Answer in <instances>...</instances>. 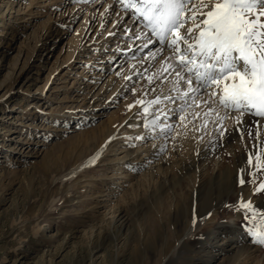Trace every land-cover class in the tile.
Segmentation results:
<instances>
[{
	"label": "rangeland",
	"instance_id": "rangeland-1",
	"mask_svg": "<svg viewBox=\"0 0 264 264\" xmlns=\"http://www.w3.org/2000/svg\"><path fill=\"white\" fill-rule=\"evenodd\" d=\"M57 5L64 3L0 0V264H264V248L245 249L250 227L264 231V189L254 191L264 172L251 182L245 172L247 193L234 198L252 199L255 215L239 204L221 218L218 200L197 214L195 204L201 205L204 194H193L202 180L211 187L220 173L235 188L249 156L264 164L252 121L242 128L252 138L244 131L242 147L224 150L219 161L207 164L204 177L196 171L199 151L193 145L179 148L182 157L170 154L169 164L153 162L158 168L153 175L143 168L129 180L121 177L128 171L113 164V149L134 128L127 117L134 108L141 107L139 119L156 112L146 103L157 93L150 91L155 79L130 82L122 76L109 82L110 73L98 76L95 66L78 68L89 59L80 49L87 9L75 17V10L70 14L75 3L66 11ZM111 19L105 20V30ZM106 57L93 64H108ZM119 90H125L122 96L114 95ZM81 112L86 118L68 126L72 117L64 115ZM185 126L181 140L187 143L202 144L214 132ZM237 134L225 132V141ZM110 135L115 139L108 148ZM111 188L119 191L118 200L101 206L99 195ZM114 209L123 210L124 222L111 217ZM241 234L247 235L243 241L228 246Z\"/></svg>",
	"mask_w": 264,
	"mask_h": 264
},
{
	"label": "bare ground",
	"instance_id": "bare-ground-1",
	"mask_svg": "<svg viewBox=\"0 0 264 264\" xmlns=\"http://www.w3.org/2000/svg\"><path fill=\"white\" fill-rule=\"evenodd\" d=\"M58 2L59 3L63 2L64 5L63 6L57 5L56 8L57 9L65 8V11L67 9V5L69 2L75 3V5L72 6L70 11L71 14L73 13L72 11L75 10V17L80 16L82 12L85 9H87L86 10L87 20H86V26L84 28L85 32L83 33L84 36L82 35L83 37L80 43V49L88 54L86 56H88L89 59L87 61H84V64L78 65V68L82 67L83 70L85 71L88 70V68H90L89 66L91 67L95 66V68L97 69L98 76H105L106 74L110 73V78L108 80L109 82L110 81L112 82L114 79L122 76L128 81L130 80V82H135L136 79H138L139 77L143 79L145 77L152 76V78L155 79V80L153 79L154 87L151 86L152 88H150V91L152 93L157 91V93L154 96H152V98L148 100L146 103L153 104V108L156 109V112L150 117L149 114L148 116L144 117V119L143 118L141 119L140 117L141 119L140 120L138 117V113L139 110H141V107L134 108L132 112H130L127 116L129 123L132 124L134 128L124 133V137H122L121 139L122 141L117 143L115 147L112 146L114 147L113 152L111 148L112 156L114 157L112 159L113 164L118 165L120 163L122 164L121 169L124 168V171L125 170L128 171V174H126L127 173L126 172L121 177H125V179L129 180L130 178L133 177V175H135L134 172L142 170L143 168H146L149 176L150 174L153 175L157 173L158 170V168H156L157 165H153V162L157 163L161 161L162 163H167L170 160H172L171 158L173 156L170 157V154L176 155V157L178 156L182 157L179 148L181 149L183 146L191 147L192 145L194 146V148L196 147L197 151H199L198 155H196L194 158L196 163V171L199 170V172L204 177L206 174V168H208L207 164H209L210 162H214L216 160L219 161L221 159V155H222L221 153L224 150L225 151L228 149L233 150L235 148V144H239V149L240 146L242 147L240 143L241 142L240 140L242 139L241 134L234 135L232 137V140L230 141H225L224 137L220 138L218 136V130L214 124V121L217 119L216 114L215 113L207 114L208 109L203 103L194 104L191 98H187V99L184 98L183 87H180L178 89L177 86H175L174 83L175 73L171 71V69H169V71H164V68L167 67V62L163 60V56L161 54H157V49L161 47L160 43H157L156 38L153 36L152 37L153 43L148 44L147 47H145V44L147 43V38L144 35V32H147V29H144L143 32L141 31V29L143 28V22L142 20H140L139 17H137L134 14L132 9L126 10L125 6L121 4L120 0H70V1L58 0ZM110 16H112V19L109 21L110 24L108 28L105 30L103 28L104 22ZM28 17L29 16H27V18ZM66 24H68V22H66ZM62 32H66V31H62ZM150 53L152 55H150ZM163 55H169L168 51L165 50ZM105 56H107L106 58H108V60L110 61L108 64H104V63L99 65L93 64L96 57L100 58V61L102 62L105 59ZM90 70H94V69L91 68ZM79 74H82L81 70ZM87 75L88 74H86V76ZM125 90L123 91L119 90L118 92H115L114 95L122 96ZM182 108H183V112H181ZM82 112L78 115H75V117L73 115H67V114L64 115L66 119H69V116L72 117L69 120H67L68 126H70L71 122L74 123L75 120L77 119H80L82 117L85 119L86 116ZM181 115L184 116L183 120H181L180 118ZM230 115L237 116L238 114L231 113ZM84 119L82 122H85ZM145 120H147V125H148L147 127L145 126ZM242 121H243L242 128L248 125L247 123L252 121V125L255 127L257 131V143L258 144L263 143L262 151L264 152V117H258L254 113H251L244 115L242 117ZM235 123L236 122L230 118L225 122V125L230 130L233 129ZM153 124H155L156 126V131L152 133L151 136H149V132L151 131V126ZM163 125L171 126L170 130L167 131L166 135L160 131ZM184 125H186L185 128L186 127L188 128L190 126V130L205 126L206 128H213L214 132L208 131L210 135L207 138V140L203 141L202 144H199L198 141H196V143H193L194 141L192 142L188 141L187 143L186 139L185 141L181 140V136H182L181 132L184 131ZM196 125L197 127H195ZM60 130L68 131L69 128L62 127ZM241 133H243L242 140H245L246 132H244L242 129ZM145 136H148V139H141V137H145ZM114 137H115L114 135H110L105 140L107 141V143L104 146L110 144L109 142L111 141L113 142ZM132 147H134V150L133 152H130L129 150ZM168 148H170L169 151L168 152L165 151ZM172 149L175 150L177 149V151L172 152L171 151ZM254 159L250 164L251 167L248 163V165L245 166L243 169V174L242 175L239 174L240 176H238V179L236 178L237 182L235 188H231L232 187L231 180L226 178L224 175H222V173L218 175V179L216 181H213L211 183V187H209V184L206 183L207 181H205V179L202 180L203 183H200V186H198L197 191H194L193 193V194L196 193L197 195L204 194L202 201L200 203L201 205H199V202L195 204L196 213L198 214V212L199 213L202 212L201 210L205 209V207H208L211 204H214V202L218 200L221 203L218 207L217 213L220 214L219 216H221L222 218L224 217L223 212L226 211L229 212V210L231 209L233 210L234 209L233 207L238 206L239 204L241 205V203H245V202L252 203V199L249 200V198H244V199L243 197L242 198L238 197L237 199L234 198L236 194L242 193L247 188L244 184H240L239 182L240 179H244L243 175L245 172L251 175V177H248L250 182L255 178V175L264 172V164L259 163V166H257L256 158ZM262 162L264 163V160ZM215 163H219V162H215ZM76 170H77L76 167L73 168V171ZM122 173L124 172L122 171ZM106 175L103 176L106 177L109 176L108 173ZM111 175L112 173H110V176ZM262 183H264V180L262 181ZM229 189H231V191ZM245 192L247 193V191ZM118 194L119 191L116 188L114 190H112L111 188L107 190L106 193L105 192L101 193L99 196H102L101 200H104L105 203V204L103 203L101 206H105L110 201L116 202L118 200L117 199ZM224 196L227 197L225 198L226 200L225 199L223 200ZM98 199L99 198H97V200ZM228 199H234V201H232V203H228L227 201ZM237 216H243L242 211L241 214H237ZM111 217L115 218V221L117 223L125 221L123 210L121 209L115 210L114 214L111 215ZM239 219L242 218L239 217L238 220ZM203 223H205V221ZM191 229L192 228H189L187 230V235H189ZM246 236H247L246 234H241L238 238L234 236L228 241V246H232V248H234L236 244L243 241L244 238H246ZM251 236L252 235L248 236V240L250 242L247 245V247H245L246 251L253 253V252H257L260 248H264V245L254 243V237ZM205 260L208 259H203L202 262H206Z\"/></svg>",
	"mask_w": 264,
	"mask_h": 264
},
{
	"label": "snow or ice",
	"instance_id": "snow-or-ice-1",
	"mask_svg": "<svg viewBox=\"0 0 264 264\" xmlns=\"http://www.w3.org/2000/svg\"><path fill=\"white\" fill-rule=\"evenodd\" d=\"M120 2L142 20L141 31L147 29L145 47L153 43V36L160 43L157 54L167 62L164 71L171 69L175 73V86L183 87L184 98H191L194 104L203 103L207 114H216L214 124L220 138L227 131H235L243 139L242 117L251 113L264 117V0ZM165 50L169 55H163ZM145 113L147 115V109ZM231 113L238 115L231 116ZM180 118L183 120L184 116ZM230 118L236 122L231 130L225 125ZM145 126H148L147 120ZM170 128V125H163L160 131L166 135ZM155 131L153 124L149 136ZM244 131L252 138L248 129ZM141 139H148V136ZM248 162L252 163L251 156ZM259 162L257 156V166ZM239 182L244 184L245 180ZM261 189L264 183L254 191ZM240 207L256 214L251 202L241 203ZM248 231L254 243L264 245V231L251 227Z\"/></svg>",
	"mask_w": 264,
	"mask_h": 264
}]
</instances>
